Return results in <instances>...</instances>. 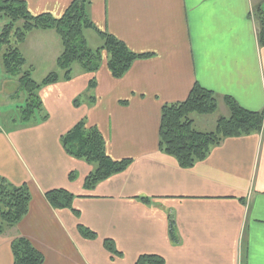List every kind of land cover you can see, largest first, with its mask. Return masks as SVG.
I'll return each instance as SVG.
<instances>
[{
    "label": "crops",
    "instance_id": "obj_1",
    "mask_svg": "<svg viewBox=\"0 0 264 264\" xmlns=\"http://www.w3.org/2000/svg\"><path fill=\"white\" fill-rule=\"evenodd\" d=\"M23 1L32 15L60 18L73 0ZM86 1L97 31L150 57L119 79L105 52L93 74L74 64L71 80L38 91L40 117L27 124L10 119L0 129V176L26 184L31 194L26 216L0 235V264H13L16 237L29 240L43 264H135L141 255H158L165 264H264V123L259 133L224 139L190 169L159 149L162 107L185 101L195 84L215 94L222 117L229 116L226 96L264 113V47L254 21L264 0ZM88 31V47H102ZM19 50L35 71L49 73L63 48L57 33L46 30L30 33ZM81 120L100 131L112 159L132 160L90 191L83 184L94 167L67 155L60 141ZM196 121L200 132L211 123ZM55 189L75 196L79 217L48 204L44 195ZM79 224L97 238H83ZM104 239L122 255L107 252Z\"/></svg>",
    "mask_w": 264,
    "mask_h": 264
},
{
    "label": "trees",
    "instance_id": "obj_2",
    "mask_svg": "<svg viewBox=\"0 0 264 264\" xmlns=\"http://www.w3.org/2000/svg\"><path fill=\"white\" fill-rule=\"evenodd\" d=\"M88 2L73 0L60 18L50 14L32 15L23 0H0V14L7 19L0 31V51L5 73L17 77V94H24V102L19 118L13 123L27 124L40 117L42 103L38 91L45 86L69 81L72 78V66L78 64L87 73H95L102 63V53L107 56V68L115 79L123 77L132 64L150 57V54L132 53L126 45L113 36L95 29L87 16ZM254 21L257 26V43L264 47V9L254 8ZM54 30L60 38L63 48L57 60V69L61 72L50 73L40 83L32 78V67H26L19 46L34 31ZM84 30H93L100 37L102 47L93 50L87 45L83 36ZM94 87V79L90 80L88 91ZM90 100L92 98L88 97ZM229 111L228 117H219L214 132H200L194 127L192 115L211 116L218 110L215 94L195 84L185 101L164 105L161 109L159 125V149L174 158L183 169H190L205 160L211 149L218 146L226 138H238L259 133L263 128L264 113L252 112L238 105L232 98L224 97ZM81 99H76L78 106ZM46 119V115L42 120ZM64 152L72 158L82 160L94 167L84 180L83 188L87 191L122 173L132 163L131 159L114 160L106 151L105 140L95 126H87L85 120L77 123L61 138ZM69 178L74 179L73 173ZM48 204L57 210L70 209L76 217L79 212L72 209L75 198L65 189H55L45 193ZM31 194L26 184L11 185L0 176V235L16 226L27 214ZM143 202H148L147 199ZM79 234L88 240H95L97 235L90 229L77 225ZM173 223L170 234L174 237ZM104 249L110 254L120 257L111 239L103 240ZM13 264H43V255L34 248L29 240L16 237L10 244ZM135 264H165L158 255H141Z\"/></svg>",
    "mask_w": 264,
    "mask_h": 264
},
{
    "label": "rangeland",
    "instance_id": "obj_3",
    "mask_svg": "<svg viewBox=\"0 0 264 264\" xmlns=\"http://www.w3.org/2000/svg\"><path fill=\"white\" fill-rule=\"evenodd\" d=\"M7 22V19L0 14V31L2 29V26ZM85 38L89 40L90 46L92 48L93 43L90 38V34H92L91 31L84 30L83 31ZM2 53L0 51V129L5 130L4 128H7V125L10 123V119H18L19 118V113L21 109L19 107L22 106L24 102V94H17L16 93V88H17V77H11L5 73V71L2 70ZM26 63V67H28ZM3 71V72H1ZM55 73L60 71L56 68L49 73L47 71H35L34 68L32 67V78L35 82H41L45 77H47L50 73ZM5 83V84H4ZM222 116L221 112H217L214 115L211 116H198V115H192V118H195L196 125L194 126L197 130H200L199 125L197 124L196 118L197 119H208L211 121L210 125L205 130L206 132H214L216 128V121L218 117ZM201 117V118H199ZM19 124V123H18Z\"/></svg>",
    "mask_w": 264,
    "mask_h": 264
}]
</instances>
